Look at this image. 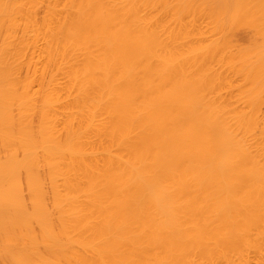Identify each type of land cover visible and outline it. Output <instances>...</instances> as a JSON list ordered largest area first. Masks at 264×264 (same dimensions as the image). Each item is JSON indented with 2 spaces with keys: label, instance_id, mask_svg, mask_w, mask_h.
Returning a JSON list of instances; mask_svg holds the SVG:
<instances>
[{
  "label": "bare ground",
  "instance_id": "1",
  "mask_svg": "<svg viewBox=\"0 0 264 264\" xmlns=\"http://www.w3.org/2000/svg\"><path fill=\"white\" fill-rule=\"evenodd\" d=\"M263 101L264 0H0V264H264Z\"/></svg>",
  "mask_w": 264,
  "mask_h": 264
},
{
  "label": "rangeland",
  "instance_id": "2",
  "mask_svg": "<svg viewBox=\"0 0 264 264\" xmlns=\"http://www.w3.org/2000/svg\"><path fill=\"white\" fill-rule=\"evenodd\" d=\"M240 36H241V34H240ZM262 104H264V101H263V103ZM262 108H263V111H264V105L262 106Z\"/></svg>",
  "mask_w": 264,
  "mask_h": 264
}]
</instances>
